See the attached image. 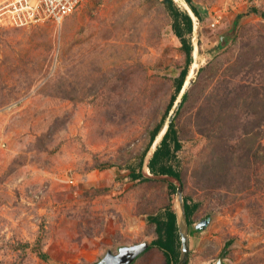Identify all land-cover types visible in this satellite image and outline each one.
<instances>
[{"label": "rangeland", "instance_id": "1", "mask_svg": "<svg viewBox=\"0 0 264 264\" xmlns=\"http://www.w3.org/2000/svg\"><path fill=\"white\" fill-rule=\"evenodd\" d=\"M190 2L196 72L165 162L179 180L146 170L185 65L163 0H81L60 25L0 21V264H98L139 244L126 264H165L147 218L164 221L177 190L188 264H264V0ZM222 156L211 181L201 168ZM141 159L145 179L130 178Z\"/></svg>", "mask_w": 264, "mask_h": 264}, {"label": "trees", "instance_id": "2", "mask_svg": "<svg viewBox=\"0 0 264 264\" xmlns=\"http://www.w3.org/2000/svg\"><path fill=\"white\" fill-rule=\"evenodd\" d=\"M184 2L187 3L189 9L191 10L193 15L197 18V20L199 22L201 20V16H200L199 11L196 9V7H194L191 4L190 0H184ZM163 3L166 5L168 10L170 11V14H171L172 19H173L171 29H172L174 35L179 40V42L181 44V48H182V50L184 52V56H185V65H184V68L180 71V73L176 79L174 95H173L172 99L170 100V103H169L168 108H167V113H168L169 109L173 105V101L175 100L177 94H179V91H180V89L184 83L185 78H186L188 67L192 61L191 52H192L193 46H192L189 38H187V36H189L192 32L193 23H192L191 18L187 14V12L178 10L177 7H175V5L173 4L172 0H163ZM254 96H255V94H254ZM186 97H187V92L184 93V96L181 100V103L186 100ZM245 99H247V98H245ZM245 99H244V101H245ZM181 103H180L178 108H180L182 106ZM246 104H248V102ZM261 118H264V116L261 115ZM262 121H263V119L261 120V122ZM163 123H164V118L151 131L149 143L147 145L148 149L151 146V144H152L153 140L155 139V137L157 136V134L159 133V131L161 130ZM255 123H257V124H255L254 127H258L260 124L259 121L255 122ZM247 133H251V132L247 131ZM179 147H180V143L177 139L176 130L174 128V123L172 120L169 123L168 127L166 128L165 133L163 134L160 142L157 144L155 150L153 151L151 157L149 158V160L146 164V168H147L148 172L152 176H159V175L160 176H167V177L179 180V173H177L170 165L165 164V162L167 163L170 159L175 157V151H177L179 149ZM143 154H145V151ZM252 154H254V153H252ZM231 155H232V153H228L225 158H224L225 155L222 157H216L215 160L210 161L209 165L202 167L201 172L204 174L213 176V177H211V181H213V178L215 179V182L220 180L222 178V176H219L218 172H216V167H220L219 165L222 164L223 158H224V160H228V162L230 160H232ZM240 158H241V156L238 157V159H240ZM141 162H142V159L138 163L139 167H138V171L136 173H134L132 171L130 172V178H132V179H140V178L145 179L144 178L145 176H144L142 169H141ZM216 174H218L217 177L214 176ZM218 177H219V179H218ZM168 187L170 188L171 191L174 190V185L172 183H169ZM183 202H184V211H185L187 223L189 224L190 222H189L188 218H189V212H190L191 208H190V205L186 203L185 198H183ZM165 214H166V219L164 221H163V219H161V216H148L147 220L149 222L154 223L156 226V234L158 235L157 247L159 249H161L163 252L165 264H177L179 251L176 249L175 244L177 242L178 232H177V227H176V223H175L174 208L172 207V205L169 206V208L167 209Z\"/></svg>", "mask_w": 264, "mask_h": 264}, {"label": "water", "instance_id": "3", "mask_svg": "<svg viewBox=\"0 0 264 264\" xmlns=\"http://www.w3.org/2000/svg\"><path fill=\"white\" fill-rule=\"evenodd\" d=\"M187 14L189 15V17L192 20V23L194 22H198L197 18L193 15V13L191 12V10L189 9V7L187 6L186 9ZM195 18V19H194ZM193 26L192 25V30H193ZM231 32H225L222 33L220 36V43L223 42V39L226 37L231 36ZM195 49V48H194ZM192 55V53H191ZM192 81H190L187 85L186 88H184V84L185 81L179 91V94L177 96V99L174 103V105H172V108L170 109V112L168 114L167 120L164 124V126L162 127V129L159 131V133L157 134V136L155 137V139L153 140L149 151L147 154H149V158L151 157L153 151L155 150L157 144L160 142L163 134L166 131V128L168 127L169 123L172 121L173 115L175 113V111L178 109L179 104L181 103V100L184 96V93L186 92L188 86L191 84ZM174 208V214H175V223H176V227L178 230V235H179V241H180V249H179V255H178V261L177 264H186L187 262V254H188V231H187V219H186V215H185V211H184V202H183V197L181 195V192L179 190H177L176 194H175V204L173 206ZM144 247V245H134V246H130V247H122L117 254L115 255H111L110 253H107L105 257H103L98 264H126L127 262H129L130 260L133 259V257L135 256V254H137L142 248ZM217 264H222L221 259L218 260Z\"/></svg>", "mask_w": 264, "mask_h": 264}, {"label": "built area", "instance_id": "4", "mask_svg": "<svg viewBox=\"0 0 264 264\" xmlns=\"http://www.w3.org/2000/svg\"><path fill=\"white\" fill-rule=\"evenodd\" d=\"M81 0H12L0 8V21L19 27L42 22L61 24Z\"/></svg>", "mask_w": 264, "mask_h": 264}, {"label": "bare ground", "instance_id": "5", "mask_svg": "<svg viewBox=\"0 0 264 264\" xmlns=\"http://www.w3.org/2000/svg\"><path fill=\"white\" fill-rule=\"evenodd\" d=\"M195 72H196V66H195V65H192V66L190 67L189 72H188V74H187V77H186V79H185L184 88L187 87V85H188V83H189L190 81H193V76H194ZM188 87H189V86H188ZM143 168H144V167H143ZM146 170H147V169H146Z\"/></svg>", "mask_w": 264, "mask_h": 264}, {"label": "crops", "instance_id": "6", "mask_svg": "<svg viewBox=\"0 0 264 264\" xmlns=\"http://www.w3.org/2000/svg\"><path fill=\"white\" fill-rule=\"evenodd\" d=\"M186 264H188V261L186 262Z\"/></svg>", "mask_w": 264, "mask_h": 264}]
</instances>
